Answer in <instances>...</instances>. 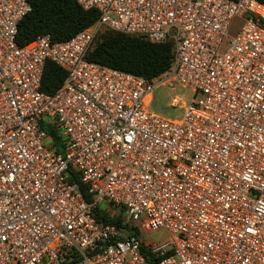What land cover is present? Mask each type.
Returning <instances> with one entry per match:
<instances>
[{
	"label": "built area",
	"instance_id": "2783aa9c",
	"mask_svg": "<svg viewBox=\"0 0 264 264\" xmlns=\"http://www.w3.org/2000/svg\"><path fill=\"white\" fill-rule=\"evenodd\" d=\"M76 1L94 24L20 46L30 0H0V264H264V4ZM104 31L171 43V69L89 61ZM159 86L193 93L181 118L149 110Z\"/></svg>",
	"mask_w": 264,
	"mask_h": 264
},
{
	"label": "trees",
	"instance_id": "16d2710c",
	"mask_svg": "<svg viewBox=\"0 0 264 264\" xmlns=\"http://www.w3.org/2000/svg\"><path fill=\"white\" fill-rule=\"evenodd\" d=\"M258 1L264 4V0ZM30 3L32 10L18 27L17 43L20 46L44 35H50L53 41L68 40L99 18L97 10H84L76 0H30ZM173 57L171 43L153 44L144 38L114 31H104L88 54V60L91 62L148 80L156 79L169 71ZM66 77L65 70L53 62H48L44 70L42 91L54 94L63 85ZM48 134L60 147L61 141L57 134L53 130H49ZM69 177L73 183L79 184L84 198L90 200L79 178L72 172H69ZM138 235L142 237L141 234ZM142 251L148 264H157V259L151 256L144 245Z\"/></svg>",
	"mask_w": 264,
	"mask_h": 264
},
{
	"label": "rangeland",
	"instance_id": "374dc122",
	"mask_svg": "<svg viewBox=\"0 0 264 264\" xmlns=\"http://www.w3.org/2000/svg\"><path fill=\"white\" fill-rule=\"evenodd\" d=\"M240 27L241 22L236 20L231 32H237ZM192 97L193 93L188 89L179 86L176 88L159 86L153 93L149 110L165 118L179 119L183 115V105L190 103ZM175 98L180 100L181 106H172ZM152 236L155 241H159L160 237L163 236V232L156 233Z\"/></svg>",
	"mask_w": 264,
	"mask_h": 264
}]
</instances>
